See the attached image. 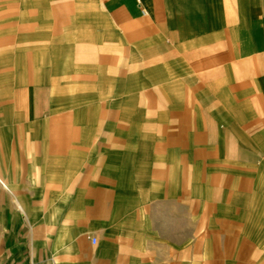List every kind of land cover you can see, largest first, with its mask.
Listing matches in <instances>:
<instances>
[{
    "label": "crops",
    "instance_id": "crops-1",
    "mask_svg": "<svg viewBox=\"0 0 264 264\" xmlns=\"http://www.w3.org/2000/svg\"><path fill=\"white\" fill-rule=\"evenodd\" d=\"M186 260L264 264V0H0V264Z\"/></svg>",
    "mask_w": 264,
    "mask_h": 264
},
{
    "label": "rangeland",
    "instance_id": "rangeland-1",
    "mask_svg": "<svg viewBox=\"0 0 264 264\" xmlns=\"http://www.w3.org/2000/svg\"><path fill=\"white\" fill-rule=\"evenodd\" d=\"M185 264H193L192 261L186 260Z\"/></svg>",
    "mask_w": 264,
    "mask_h": 264
},
{
    "label": "built area",
    "instance_id": "built-area-1",
    "mask_svg": "<svg viewBox=\"0 0 264 264\" xmlns=\"http://www.w3.org/2000/svg\"><path fill=\"white\" fill-rule=\"evenodd\" d=\"M93 242H96V238H93Z\"/></svg>",
    "mask_w": 264,
    "mask_h": 264
}]
</instances>
